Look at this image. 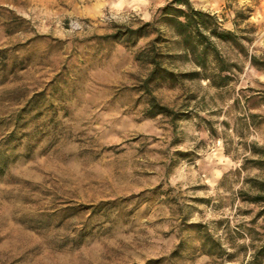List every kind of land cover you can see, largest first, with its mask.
<instances>
[{
	"label": "rangeland",
	"instance_id": "374dc122",
	"mask_svg": "<svg viewBox=\"0 0 264 264\" xmlns=\"http://www.w3.org/2000/svg\"><path fill=\"white\" fill-rule=\"evenodd\" d=\"M170 1L0 0V264H248L264 240L247 199L264 182V0H189L236 35L212 39L222 86L212 51L201 68L156 24L178 78L151 91L174 123L144 116L135 53L155 34L103 38Z\"/></svg>",
	"mask_w": 264,
	"mask_h": 264
},
{
	"label": "trees",
	"instance_id": "16d2710c",
	"mask_svg": "<svg viewBox=\"0 0 264 264\" xmlns=\"http://www.w3.org/2000/svg\"><path fill=\"white\" fill-rule=\"evenodd\" d=\"M163 23L170 26L176 37L180 40L183 51L196 60V63L204 68L208 59L209 51L213 52V57L219 66L217 73L213 76H205V79L212 81L215 86H222V83L230 79L228 75L232 68L225 63L213 45V38L223 42H236V35L226 29L221 28L215 15L206 11L195 9L189 0H171L158 9L157 18L150 22H144L135 28L118 29L112 34L103 36L106 40L124 43L126 46L134 47L144 38H149L152 34L155 37L151 39L144 47L138 49L135 53V59L139 62L148 64L151 68L148 76L143 81L141 86L143 93L147 95V107L144 110L146 118H155L157 116H165L170 118L171 122L179 121L183 118L181 113L175 112L166 105L157 101L152 94L151 87L153 84H158L165 81H176L178 74L169 70L163 65L166 54L160 48V43L164 40L161 37V32L156 24ZM250 61L257 66L254 57L250 56ZM264 65V64H263ZM197 74H189L188 77L195 78ZM187 77V76H184ZM215 80H218L215 82ZM264 154V150L262 152ZM257 165L264 163V158L255 160ZM259 193L247 198L251 203L261 204L262 213H264V182H259ZM209 249L217 250L220 248L217 243L209 235H206L201 248L205 246ZM207 254H212L211 250ZM264 263V240L255 248L251 260L248 264H263Z\"/></svg>",
	"mask_w": 264,
	"mask_h": 264
}]
</instances>
